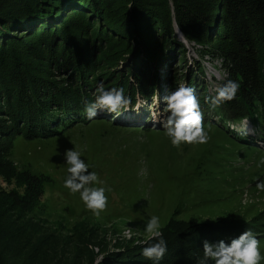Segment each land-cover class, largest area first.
<instances>
[{
    "label": "trees",
    "instance_id": "obj_1",
    "mask_svg": "<svg viewBox=\"0 0 264 264\" xmlns=\"http://www.w3.org/2000/svg\"><path fill=\"white\" fill-rule=\"evenodd\" d=\"M177 29L196 44L199 59L188 60ZM204 59L223 79L208 83ZM192 63L195 69L186 74ZM173 66L168 91L185 75L204 120L229 127L248 121L264 129V0H0V221L5 208L18 214L9 218L16 237L22 228L36 231L37 224L23 218L39 207L51 181L17 168V137L49 139L91 122L84 106L101 82L123 88L131 106L137 95L150 99L158 92L157 70ZM229 79L240 83L235 98L212 107L216 87ZM260 136L264 142V130ZM191 224L187 233L197 244L182 252L168 248L161 262L196 264L205 239L229 240L246 229L264 237V211L248 221L228 214ZM9 236L0 229V242ZM50 248L40 260L31 258L33 264H57L63 249ZM17 252L8 258L14 261Z\"/></svg>",
    "mask_w": 264,
    "mask_h": 264
},
{
    "label": "rangeland",
    "instance_id": "obj_2",
    "mask_svg": "<svg viewBox=\"0 0 264 264\" xmlns=\"http://www.w3.org/2000/svg\"><path fill=\"white\" fill-rule=\"evenodd\" d=\"M189 45L193 48H188V60L199 59L196 44ZM202 64L209 84L221 77L217 66L205 59ZM173 68L158 69V92L144 100L137 95L129 110L118 116L101 111V120L80 123L57 137L15 139L12 161L17 168L51 181L45 183L39 207L23 218L30 226L37 224L36 231L22 228L16 237L9 218L18 214L2 208L0 229L12 236L0 242V264H33L31 258L40 260L50 246L63 249H58L63 256L57 264H153L141 254L146 241L155 242L145 232L152 215L160 218L167 249L182 252L197 244L187 233L192 222H212L228 214L248 221L264 211V191L256 187L257 178L264 180L259 164L264 162V129L248 121L230 129L204 120L210 137L206 144L174 147L159 123ZM194 69L192 63L184 70L190 74ZM184 77L179 86L187 85ZM73 147L81 151L89 171L98 173L111 189L99 217L86 209L79 193L63 187L68 167L64 152ZM259 240L264 255V237ZM14 250L18 252L13 261L8 257L15 256Z\"/></svg>",
    "mask_w": 264,
    "mask_h": 264
},
{
    "label": "clouds",
    "instance_id": "obj_3",
    "mask_svg": "<svg viewBox=\"0 0 264 264\" xmlns=\"http://www.w3.org/2000/svg\"><path fill=\"white\" fill-rule=\"evenodd\" d=\"M239 88L240 83L231 79L217 86L216 95L210 98L211 106L217 107L223 102L233 100ZM162 100L165 115L159 123L174 147L179 148L182 143L208 142L210 137L204 127V113L194 88L182 84L175 90L168 91ZM130 104L131 100L125 95L123 88L106 89L101 82L97 85L94 101L85 103L84 113L89 120L96 118L101 111L118 116L129 110ZM81 155V151L74 147L65 150L64 159L68 167L63 187L73 195L79 193L86 209L99 217L108 206L106 192L111 189L105 186L106 182L98 173L89 171V164ZM257 181V189L264 191V180L257 178ZM145 232L149 234V240L155 242L146 241L147 246L143 247L141 254L153 264H159L168 249L158 216H150ZM202 250L203 255L197 258L196 264H261L264 260L261 241L251 229H246L229 240L219 239L213 242L205 239Z\"/></svg>",
    "mask_w": 264,
    "mask_h": 264
},
{
    "label": "water",
    "instance_id": "obj_4",
    "mask_svg": "<svg viewBox=\"0 0 264 264\" xmlns=\"http://www.w3.org/2000/svg\"><path fill=\"white\" fill-rule=\"evenodd\" d=\"M177 34H178L179 39L182 40V43L184 45H186L187 48H189V49H192L193 48V47H189L190 46L189 43L184 39V37H183V35H182V33H181V31L179 29L177 30Z\"/></svg>",
    "mask_w": 264,
    "mask_h": 264
},
{
    "label": "built area",
    "instance_id": "obj_5",
    "mask_svg": "<svg viewBox=\"0 0 264 264\" xmlns=\"http://www.w3.org/2000/svg\"><path fill=\"white\" fill-rule=\"evenodd\" d=\"M210 77H212V76H210ZM219 79H223V75H221V77H220ZM217 80H218V79H217Z\"/></svg>",
    "mask_w": 264,
    "mask_h": 264
}]
</instances>
